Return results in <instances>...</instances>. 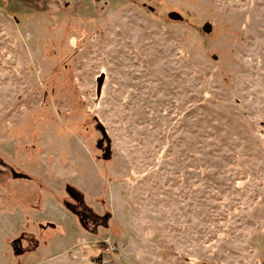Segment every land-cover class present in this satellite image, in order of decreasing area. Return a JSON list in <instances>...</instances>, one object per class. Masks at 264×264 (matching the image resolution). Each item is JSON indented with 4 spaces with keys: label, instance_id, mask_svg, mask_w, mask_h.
Segmentation results:
<instances>
[{
    "label": "rangeland",
    "instance_id": "1",
    "mask_svg": "<svg viewBox=\"0 0 264 264\" xmlns=\"http://www.w3.org/2000/svg\"><path fill=\"white\" fill-rule=\"evenodd\" d=\"M0 264H264V0H0Z\"/></svg>",
    "mask_w": 264,
    "mask_h": 264
}]
</instances>
